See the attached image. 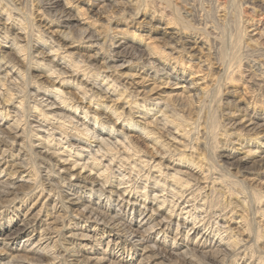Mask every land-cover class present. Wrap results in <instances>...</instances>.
Returning <instances> with one entry per match:
<instances>
[{
	"label": "bare ground",
	"instance_id": "6f19581e",
	"mask_svg": "<svg viewBox=\"0 0 264 264\" xmlns=\"http://www.w3.org/2000/svg\"><path fill=\"white\" fill-rule=\"evenodd\" d=\"M43 1L47 8V12H44L45 14L51 12L57 13V9L60 7L64 8V12L56 14L52 20H47L41 24H35L33 29L36 33L34 32L35 34L33 33L34 36H32L34 40H31L28 34L29 30L27 25L29 22L26 25L24 16H21L20 13H16L12 16L10 14L12 10L8 13L6 9L0 8V206L2 203L4 204V202L6 204L11 201L12 199L10 200V197L16 196L17 194L19 195L17 192L19 188L16 186L18 183L22 182L24 184H30L31 186L35 183L31 176L26 175V163L18 159L15 160L13 156H9L11 147L14 145L16 146L17 140L24 137L23 135L26 134L25 128L22 129L23 127L21 126V128L19 126L21 123H19L17 119H14L15 121H13L12 124H2V122L7 119L4 109L7 107H13L19 111L23 109L22 106L25 99L19 100L18 98L24 93L21 91L20 86L24 83L27 85L29 84L23 67L25 66L26 59L30 57V66L38 75L35 77V81H32L33 84L31 83L35 91V94H32V96L36 98L32 100L34 105L30 108L33 114L28 118L27 127L33 126L34 124L40 127L45 126L48 132L46 133L47 136H45L47 140L54 136L59 129H65L71 134L70 137H67V140L65 138L68 147H62L63 150L69 153L66 158L60 157L62 152L57 149L55 150L47 141H40L38 145H34L36 150L35 152L33 151V153L40 157L44 164H46L45 169L42 167L43 165L40 164L42 165L40 167L44 169L43 176L41 177V184L46 190L45 192L48 193L49 196H51L52 193L54 194L56 185L53 184L49 178H54V180L57 179L58 187L65 184L69 191L66 193L64 192L65 196L63 195V199L60 198L63 200L64 205L67 204V206L72 205L82 208L83 214H86V217L88 216V221L95 223L97 226H102L104 230L106 229L117 236V239L119 235H121L122 238L123 235L121 233L125 232L131 245H135L136 249L143 247L139 257L144 264H165L171 255H181L186 264H191L195 261L193 257L197 252L196 249L186 247L185 251L178 254L176 249L181 247V244L176 243V249H174L172 245H175V243L170 244L165 240L159 242L153 240L154 233L161 235L162 232H165L163 229L164 223L168 224L172 221L174 216L172 212L164 216L162 222H157L154 217L163 215L161 214L163 210L162 207L167 202L172 203L174 207H179L182 200V205H184L182 213L186 215L190 214L191 217V213L196 210V206L189 205L192 203L190 200L191 195H189V199L186 195L190 189L189 187H197V191L198 189L204 191L208 188V190L212 189L224 194L223 185L221 186V183L217 181H212L211 187L208 185L206 182L207 178L205 179L203 175L204 172H200V167L202 168V165L200 166L199 163L202 164L204 162L201 156L199 158H194L195 155L193 156L191 153L189 155L182 154L183 151L180 150L177 145L181 143L178 138L183 137L184 134L182 133L183 130L181 131V128L174 123L176 121L173 122L170 119L172 115L170 114L171 110L168 97L156 99L152 98V95L155 92L154 89L157 83L163 85L169 84L172 80H176L187 83L188 87L185 85L182 86L185 89L186 99L187 101L189 100V102H195L205 97L209 91L207 73L203 70L202 72L205 74H200L202 73L200 68L195 70L193 68L194 66L190 67L191 63H185L183 60L167 58L169 56L166 57L163 54L160 57V54L154 46L145 43L139 36H136L135 33L128 35L119 29L116 33L113 32V38L115 39L114 51H107L108 48H105V45L107 43V33L110 32L107 30L109 28L106 29L108 32L103 30L104 27L102 29L95 28V25L89 21V19H93L95 15L91 17L88 16L90 17L88 19L87 14H92L90 12L97 6L99 8L98 12H101V14L102 12L103 14L107 13V9L119 11L123 5L134 8L139 3L138 0H42V2ZM155 1L157 2V0ZM15 2H17V0H15ZM10 7H12V5L8 8ZM85 7H87V9ZM140 7L142 8V6ZM45 9L43 10L46 11ZM71 11L75 12V15L70 13ZM156 14L159 15V13ZM164 14L166 15V13ZM161 15H163V12ZM155 16H152L150 20L154 21L156 19L155 21L159 23V26L155 25L153 29L159 30L161 36L172 39L175 44L174 47H170L171 52H173L171 55L176 54L181 57L184 55L190 60L189 62L193 60L192 58L199 57L198 55L201 54L204 44L198 36L195 37L196 35H191L186 37L182 34L183 32H179V29H174L172 27L171 24L173 22L170 23L168 20L166 21L167 23H165L163 18L157 20ZM161 17H164V15ZM113 18V20L111 18L112 23H118L119 25V13ZM161 25L164 27H161ZM77 26H83V29L79 31L82 34L81 42L84 45L82 47H80L78 41L72 38L71 34V31H73L72 29ZM112 29L114 30V28ZM30 35L32 34L30 33ZM260 35L262 36L263 34L261 33ZM57 39H60L63 43H58ZM138 47L143 48L142 51L144 56L149 58V60H156L159 62L157 67H155L156 65H152L154 64L153 61L150 64L147 63L148 65L143 64L144 66L139 64L132 66L131 64L134 63L130 64V62L117 65L124 60L123 52H130V50L133 52ZM103 50L107 51V53ZM201 62H203V60ZM115 75H117L118 78H115ZM195 77L197 79H194ZM137 79H141V81H149L150 79L152 81H157V83H154V87L150 89L148 95L143 94L144 96H142L139 92L133 93L129 89V86H134L138 83L136 82ZM42 80L48 81V85L43 86L45 82ZM13 91L17 93H11ZM72 92H75L78 98L72 96ZM253 110L254 106L249 102L240 107L238 106L234 112L230 114L232 120L229 126L232 127V132H229L228 136L234 135L235 138L231 140L232 142H230L229 146L226 143H223V145L226 147L225 149H228L226 150L229 153L228 157L234 156L237 152H242L241 154H244L237 165L242 162L246 163L251 157V150H248V152H244L243 150L254 147L256 152L253 153L255 157L258 158L255 164H258L257 166L260 171L264 173V111L261 115L257 113L256 110L255 112ZM20 117L21 116H19V118ZM255 120L257 122H254ZM238 127H244L246 129L252 127L249 131H255V136L242 139L243 137L241 135H237L239 134L238 131H240ZM167 129L172 130L169 132L170 137H168V142L163 140V133L161 131ZM58 133L60 136H64L63 133ZM132 133H138L144 136L148 141L152 142L151 144L161 149V153H158V151L154 153V159H159V162L155 165L154 163L156 161L152 159L150 161L140 160L141 162L134 165L135 167L139 165L145 170L150 169L147 175L149 176L151 174L150 181L152 182V191L156 192L154 193V198H163V200L161 199L162 201L157 199V202L162 205L158 208L155 207L156 204H154L153 201L149 202V206L146 204L147 200H149V196H144L145 200L143 202L139 196L128 191V188H118L114 186L112 182H109L107 178H104L105 174L108 172L109 174L110 172L114 174V170L109 166L101 167L98 157L103 159L106 156L109 157L111 154L117 155V157L110 159V166L116 165L114 161L117 159V165H119L118 168L121 171L123 166H125L122 164L123 161H129L131 158L134 160V156L137 157L138 153H140L136 151L131 136ZM171 133L177 137H172ZM160 134H162V136ZM70 138L72 140H70ZM86 149L92 152L95 151L93 158H90L93 160L92 162H89L87 158L86 164L84 163L81 165L78 163V160L74 162L71 160L74 156L82 158L81 152L87 151ZM23 150H25V147L23 148L21 144L19 153H24ZM257 150H260V152L258 151L259 154H257ZM170 156L179 157L178 159L172 160L169 159ZM232 158L233 157H230L229 159ZM162 160L167 161V164L161 163ZM146 166L148 168H146ZM129 168H133V166ZM153 169H156V173H158L159 176H155L152 173ZM163 170H165L166 173H164ZM171 171H173V173H169ZM209 171L210 170H208V172ZM125 173L126 171L124 170H122V173L120 172V176L123 177V180L120 179V183L118 184L120 187L126 184L124 182V178L126 177ZM113 177L119 180L118 176ZM205 182L207 184L203 187L202 185L205 184ZM144 186V189H146L147 185ZM30 189L32 188L30 187ZM192 195L194 196V192ZM169 197L172 201L168 199ZM233 204H235L233 207L234 210L242 212L241 205L243 203H240L241 205H239V201L238 203H233L231 201L228 203V205L232 206ZM125 208L134 213L138 212L140 217L143 218V221H147L145 223L127 222L123 215L126 212L123 211ZM196 213L198 212L194 214ZM238 216L242 218V215L239 214ZM195 220L196 219H194V221ZM191 224H193L191 221L182 218V220L178 221L177 225L178 228H184ZM146 225L148 227H146ZM191 228V230L195 232L198 231L195 222ZM46 231H48V229L41 224V220H27L22 229L15 230L14 233L12 232L13 235L9 239L8 244H4L6 247H13V251H16L14 253L17 254L14 256L13 254L7 255L1 249L0 264H53L57 257L51 258L52 256L48 255L45 248H43L45 244H47L46 246L50 245L48 242L51 238L47 237L46 233L48 232ZM200 236L205 243L217 242V240H219L218 243H220L221 246L223 245V252H225L226 255L231 254L237 249L240 242L242 243L238 237L231 235V238L234 239H231L232 242L227 241V244L223 243L224 239L221 238V236L218 237L217 234L215 236L212 233L207 234L201 232ZM215 237L217 239H215ZM237 238L239 241H236ZM19 242L23 243L24 246L21 250L17 248ZM71 251L72 250H70V252ZM47 256L48 259L45 260L44 258ZM72 257H75L74 260H72L73 262L71 261L72 264H102L97 261L93 263L94 260L92 258L82 255H72ZM203 258L202 262L199 261L200 264H223L219 259L217 260L212 256H205Z\"/></svg>",
	"mask_w": 264,
	"mask_h": 264
},
{
	"label": "rangeland",
	"instance_id": "374dc122",
	"mask_svg": "<svg viewBox=\"0 0 264 264\" xmlns=\"http://www.w3.org/2000/svg\"><path fill=\"white\" fill-rule=\"evenodd\" d=\"M138 1L139 3L134 8H131L128 5H123L119 11L107 9L108 11L106 10L107 13H105L106 15L103 14V12L102 14L101 12L99 13V8L97 6L92 12H90L92 14H87V18L89 19L92 15H95L93 16V19H89V21L95 25V28L102 29L104 27V31H110L107 33L108 37L107 43L105 45V48H108L107 51H114L115 39L113 37L114 33H116L119 29L128 35L135 33V35L139 36L145 43L154 46L157 49V52L160 54V57L163 54L166 57L169 56L167 58L183 60L185 63H191L190 67L194 66L193 68L195 70L200 68L201 72L204 70V72L207 73L206 76L209 91L205 97L195 102H189V100L187 101L186 99L184 92L185 89L182 86L185 85L188 87L187 83L176 80H172L169 84L162 85L157 83V81H152L150 79L149 81H141V79H137V85L135 84L134 86H129V89L133 93L139 92L142 96H144L143 94L148 95L150 89L154 87V83H157L155 85V92L152 95V98L160 99L163 97H168L171 110L170 114L174 118L173 119L171 116L170 119L173 122L176 121L174 123H176L181 128V131L183 130L182 133L185 135H183L181 138H178L181 143H179L177 147L183 151L182 154L184 153L185 155H189L191 153L193 156L195 155L194 158H199L201 156V159H203L205 163H199L200 166L202 165V168L200 167V172H204L203 175L205 176V179L207 178V181H205L208 183V185H210V187L212 181L221 183L220 185H223L224 191L223 194L212 189L208 190V188L204 191H200L199 189L197 191V187H189L190 189L186 195L188 196V199L189 195H191L190 200L193 203H190L189 205H195V209L197 210L191 213V217L190 214L186 215L182 213L184 208V205H182L183 200L182 202L180 201L181 203L179 204V207H174L172 206V203L167 202L162 207L163 210L161 214L163 215L160 217L155 216L154 218L157 222H162L164 216H166L169 212H172L174 215L173 219L168 224L164 223V233L162 232L161 235L158 233L153 234V240L158 242L165 240L170 244L175 243V245H172L174 249H176L177 244H181V247L176 249L178 252L175 251L178 254L185 251L186 247H189L190 249H196L197 252L194 254L193 259H195L197 262L193 261L191 264H200V262H202L204 259L203 257L205 256H212L217 260L219 259V261H221L223 264H264V173L260 171L259 167L257 166L258 164H255V161L258 160V158L255 157L253 152H256V149L254 147L246 148V150L244 149V152L251 150V157L246 163L242 162L237 165V163L240 162V158H242L244 154H241L242 152H237L234 154V156H230L233 157L232 159H229V153L226 151L228 149H225L226 147L223 145V143H226L229 146L230 142H232L231 140L235 138L234 135L228 136V133L232 132V127L229 126V123L232 120L230 114L233 113L238 106L240 107L243 104L250 102L252 106H254V112L256 110L257 113L262 115L264 111V0ZM44 3L45 2H42V0H17V2H15V0H0V8L2 7V9H6L8 13L10 10H12L10 12L12 16L16 13H20L21 16H24L26 25L29 22L27 25L29 30L28 34L31 37V40H34L32 39V36H34L36 33V31L33 29L35 24H41L47 20H52L56 14H61L64 12V8L60 7L57 9V13L51 12L45 14L44 12H47V8ZM11 5V9L8 8ZM139 5L142 6V8ZM137 7L140 13L137 10ZM85 8L87 9V7ZM162 12L165 18L161 17L163 16L161 15ZM70 13L75 15V12L71 11ZM117 13H119V25L118 23H112V20L114 19L113 17H115ZM156 13H159V15ZM164 13H166V15ZM152 16H155L157 20L163 18L165 23H167L166 21L168 20L170 23L173 22L171 24L172 27L174 29H179V32H183L182 34L186 37L191 35H196L195 37L198 36V38L204 44L201 54L198 55L199 57L192 58L193 60L189 62L190 60L184 55L182 57L176 54L171 55L173 52H171L170 47H174L175 44L172 39H167L161 36L159 30L153 29L155 25L159 26V23L155 21L156 19L151 21L150 18ZM161 27L164 26L161 25ZM112 28H114V30ZM82 29L83 26H77L72 29L73 31H71L72 38L80 43V47L84 46L81 42L82 34L79 32ZM30 33L32 35H30ZM261 33L263 34L262 36L260 35ZM57 41L58 43H63L60 39H57ZM142 49L143 48L138 47L133 52L132 50H130V52H123L124 60L117 65L130 62V64L134 63L131 64L132 66H135V64L144 66L152 63L153 61L154 64L152 65H156L155 67H157L159 62L156 60H149V58L144 56ZM107 51L105 52L107 53ZM29 59L31 58L28 57V59H26L25 66L23 67L29 84L27 85L24 83L20 86L21 91L24 93H22L23 95L21 94L22 96L18 98L19 100L25 99L22 106L23 109L20 111L14 109L13 107H7L4 109L7 119H5L2 124L7 123V125H9L15 121L14 119H17L18 122L21 123L19 126H22V129L25 128L26 134L23 135L24 137H21L17 140L16 146L14 145L11 147L10 151L12 153L10 152L9 156H13L15 160L18 159L26 163V175L31 176L35 183L33 186L30 184H24L22 182L18 183L16 186L19 188L17 190L19 195L17 194L16 196L10 197L9 199L12 200L8 202L9 204H5V202L4 204H1L0 250L2 249L7 255H16L17 253H14L16 251H13V247H10V249L9 247L4 246V244H8L9 239L15 230L17 231L22 229L27 220L37 219L41 220V224L48 229V231H46L48 233L46 234L47 237L51 238L48 242L50 245L46 246L47 244H45L43 248H45V251L48 255L52 256L51 258L57 257L53 264H72V260L75 258L72 257V255H82L92 258L94 260L93 263H96L97 261L101 262L102 264H144L139 257L142 253L143 247L136 249L135 245H131L125 232L121 233L123 235L122 238L121 235H119V238L117 239V236H115L113 233H110L106 229L104 230L102 226H97L95 223L88 221V216L86 217V214H83L82 208L72 205L67 206V204L64 205L62 200L64 198L63 195L65 196L64 192L66 193L69 191L65 184L58 187V183L56 181L57 179L54 180V178H49L51 182L56 185L54 194L52 193L51 196H49V194L45 192L46 190L41 184V177L43 176L46 164H44L40 157L33 153V151L35 152L36 150L34 145H38L40 141H47L55 150L57 149L58 151L60 150V152H62L60 157L66 158L69 153L63 150L62 147H68L66 140L67 137L71 136V134L65 129H59L56 131L57 133L54 134V136L47 140V137L45 136H47L46 133L48 132L45 126L40 127L37 124H34L33 126L27 127L28 118L33 114L30 108L34 105L32 100L36 98L35 96H32V94H35V91L32 87V81H35V77L38 75L30 66L31 61ZM200 60H203V62ZM204 61L206 66L204 65ZM204 72L200 74H205ZM115 78H118V76L115 75ZM194 79L197 78L195 77ZM42 81L45 82L43 86L48 85V81ZM11 93L15 94L17 92L13 91ZM72 96L78 98L75 92H72ZM28 101L31 103L29 104ZM19 116L22 118L20 117V119ZM254 122L257 121L255 120ZM251 128L252 127L248 129L244 127H238L240 131H238L239 134L237 135H241L243 137L242 139L255 136V131H249ZM161 131L163 136L162 134L160 135L163 137V140L167 141L168 137H170L169 132L172 130L167 129ZM58 132L63 133L64 136H60ZM131 136L136 147V151H139L140 153H138L137 157L134 156V160L131 158L132 161L129 160L122 162V164L125 165L123 168H121L122 170L126 171V177L124 178V182L126 184L122 185L121 187L118 185L120 183V179L123 180V177L120 176V172L122 173V170L120 171L118 168L119 165H117V159H115L116 162L114 161V164L116 165L110 166V159L117 157V155L111 154L109 157L106 156L107 158L104 157L103 159L98 157L101 167L109 166L112 170H114V174L113 172H110V174L108 172L105 174L104 178H107L109 182H112V184L118 188H128V191H131L132 194L134 193L135 195L139 196L143 202L145 197L149 196V200H147L146 204L148 205L150 201H153L154 204H156L155 207L158 208L162 205L157 202V199L163 200V198H154V193L156 192L152 191V182L150 181L151 174L149 176L147 175L150 172V169L145 170L139 165H137V167L134 165L141 162L142 160L150 161L151 159L156 161L154 163L155 165L159 162V159H154V153L156 151L161 153V149L151 144V141H148L144 136L138 133H132ZM172 137L177 136L172 135ZM70 140L72 139L70 138ZM21 144L23 148L25 147V150H23L24 153H19ZM258 151L260 152V150H257V152ZM94 152L95 151L92 152L90 150L81 152L83 156L82 158H77L74 156L71 158V160L73 162L78 160V163L81 165L84 163L86 164L88 159L89 162H92L93 160L90 158H93L95 155ZM259 152L257 154H259ZM178 157L179 156H170L169 159L174 160L178 159ZM161 163L166 165L167 161L162 160ZM40 166H42L44 169ZM130 166H133V168H129ZM146 168L148 167L146 166ZM208 170L210 171L208 172ZM156 172V169H153L152 173L155 176H159V174ZM163 172L166 173L165 170H163ZM169 173H173V171ZM113 176H118L119 180ZM206 182L202 185L203 187L206 186ZM144 185H147L146 189H144ZM30 187L32 189H30ZM193 192L194 196L192 195ZM168 199L172 201L170 197ZM229 201L233 203H238L239 201V205L243 203L241 205L242 212H237V210H234L233 207L235 204H233V206L228 205ZM126 209L127 208L123 210L124 212L126 211L123 215L127 222L131 221L135 223H145L147 221H143V218L140 217L138 212L134 213L129 209ZM195 212L198 213L194 214ZM239 214L242 215V218H239ZM182 218L191 221L193 224L184 228H178V221L182 220ZM194 219H196L197 222L196 220L194 221ZM194 222L199 233L198 231L195 232L194 230H191ZM146 227L148 226L146 225ZM201 232L207 234L212 233L215 236L217 234L218 237L221 236V238L224 239L223 243L226 244L228 242H232L234 239L231 238V236H236L240 239V241H242V243L240 242V245H238L235 251L229 255H226V253L223 252V245L221 246L220 243H218L219 240H217V242L213 241L211 243H205V241L202 240L200 236ZM238 238L236 241H239ZM215 239L217 238L215 237ZM17 248L18 250L23 249V243L19 242V244H17ZM70 250H72V253ZM44 259H48V256ZM165 264L186 263L184 262V259H182L181 255H171Z\"/></svg>",
	"mask_w": 264,
	"mask_h": 264
}]
</instances>
